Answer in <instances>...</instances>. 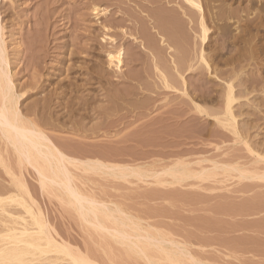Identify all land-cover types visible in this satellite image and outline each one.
<instances>
[{
  "label": "rangeland",
  "instance_id": "374dc122",
  "mask_svg": "<svg viewBox=\"0 0 264 264\" xmlns=\"http://www.w3.org/2000/svg\"><path fill=\"white\" fill-rule=\"evenodd\" d=\"M218 5L241 17L240 25L264 16V0H221ZM186 7L183 0H1L13 81L25 94L20 108L38 109L37 117H31L66 155L80 161L97 159L149 175L178 162L196 171L211 170L215 173L211 179H189L181 185H161L153 177L121 179L73 172L82 192L185 244L202 264H264V181L240 180L236 172L228 179L223 170H214L216 164L262 172L264 163L213 116L197 111L195 103L211 115L223 108L217 79L201 66L177 72L170 64L172 54L183 56L187 45L182 42L194 41L198 31L183 15L188 14ZM169 29H179L182 36L175 38ZM158 30L173 44L176 55L159 44ZM254 36V49H260L264 27ZM222 38L218 33L211 37L213 49L224 43ZM147 45L160 49L154 51L156 59ZM120 48L125 55L122 69L117 70L109 65L108 54ZM223 51L218 58L230 57L227 49ZM262 55L263 67L256 63L245 71L263 82L259 86L264 91ZM156 60L174 89L165 87ZM261 98L255 103L260 104ZM260 114L255 122L259 127L242 134L253 150L264 154V112ZM249 116L238 118L240 128ZM24 178L58 239L101 264H146L87 229L56 196L42 193L31 168L24 170ZM9 182L0 167V195L12 189Z\"/></svg>",
  "mask_w": 264,
  "mask_h": 264
},
{
  "label": "bare ground",
  "instance_id": "6f19581e",
  "mask_svg": "<svg viewBox=\"0 0 264 264\" xmlns=\"http://www.w3.org/2000/svg\"><path fill=\"white\" fill-rule=\"evenodd\" d=\"M220 1L183 0L189 16L186 12L183 15L186 16L191 27L196 24L198 31L193 33L194 41L188 38L189 40L182 42V38L179 39L182 45L186 43V50H182L184 53L181 58L179 55L175 58L172 54L170 64L177 72L179 68L190 71L201 66L217 79L222 87L221 99L218 103L223 105L221 106L223 108L216 114L214 113L215 115H211L206 108L195 103L197 111L200 114L213 116L219 126L230 131L238 141L243 142L248 150L255 154L259 163H264V154L253 150L247 138H244L242 134L244 129L250 131L259 127L255 122L262 118L260 113L264 112V97L262 95L263 98L259 97L261 93L264 94L263 82L261 83L258 77L246 76L245 71L252 64H262L263 59L260 60V57L264 54V45L258 47L260 49L257 47L254 49V41L257 37L254 35H258L264 27V16L258 17L260 18L258 22L256 16L252 19L247 17L245 24L240 25L244 20L235 13V15L232 14L233 12L227 14L228 10L223 11L224 8L218 5ZM94 10L98 11V8ZM210 19L214 24L213 28L210 27ZM178 31L176 29L172 31L175 38H179L181 34L179 29ZM216 33L223 37L224 43L213 49L211 37ZM158 36H160L159 44L162 48L167 46L169 51H175L176 55L173 44L168 42L161 30H158ZM175 40L176 43L178 40ZM189 41L194 42L195 47H192ZM182 45L179 47L184 49ZM188 45L193 49L192 55ZM148 48L155 58L154 51L158 48L151 46ZM224 49L230 52V57L222 60L220 58L225 53ZM124 55L123 48L110 52L108 54L109 65H114L117 70H121ZM177 58L180 59L176 60ZM156 62L157 60L155 69L161 73L165 87L174 89L168 81L169 78L164 75ZM261 66L263 67V64ZM181 79L183 93L187 95V83L183 75ZM24 95L18 92L13 81L0 8V167L10 178L9 186L12 188L8 189L10 191L6 195H0V264H101L90 254L74 249L68 242L57 238L58 234L38 207L24 178V170L29 168L34 171L42 193L56 196L61 203L77 214L87 229L100 235L103 240L107 242L110 240L118 245L128 257L134 256L146 264H202L187 251L185 244L171 239L157 228L150 225L145 226L140 220L127 215L122 209L114 208L82 192L76 186L77 178L73 171L94 175L109 174L121 179L130 176L139 180L153 177L161 185H181L189 179L205 181L214 177L215 173L207 169L196 171L187 164L178 162L160 174L149 175L138 169L130 170L117 165L109 166L97 159L80 161L69 157L33 119L37 117L38 109L21 110L20 101ZM260 98L262 102H259L260 104L256 102V104L255 101ZM246 114L250 116L243 120L245 124L241 129L238 118ZM233 167L235 166L231 168L215 164L214 170H223L228 179L233 178L232 174L236 172L238 175L236 177L240 180L264 181V170L259 172ZM11 207H17L22 211L15 212Z\"/></svg>",
  "mask_w": 264,
  "mask_h": 264
}]
</instances>
